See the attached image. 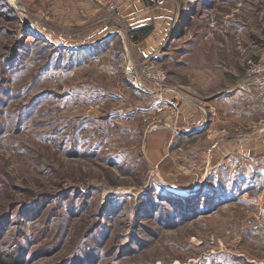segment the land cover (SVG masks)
Masks as SVG:
<instances>
[{"label": "rangeland", "instance_id": "1", "mask_svg": "<svg viewBox=\"0 0 264 264\" xmlns=\"http://www.w3.org/2000/svg\"><path fill=\"white\" fill-rule=\"evenodd\" d=\"M20 1L0 0V264H264V131L241 137L264 130V0H173L140 40L138 0Z\"/></svg>", "mask_w": 264, "mask_h": 264}, {"label": "crops", "instance_id": "2", "mask_svg": "<svg viewBox=\"0 0 264 264\" xmlns=\"http://www.w3.org/2000/svg\"><path fill=\"white\" fill-rule=\"evenodd\" d=\"M124 10L131 17L138 16V23L133 26L131 32L137 28L144 26H150V30L146 32L143 36V39H148L154 36L159 29L166 28L168 26V20H170L173 9L174 1L173 0H138V2L133 3L126 7H123ZM136 14V15H135ZM157 22V25H152V21ZM161 25V26H160ZM153 26V27H152ZM165 130H159L149 136L147 141L148 152L152 151L153 156L161 155V146L164 137L168 136ZM153 146V148H150ZM147 148V147H146ZM150 148V149H149ZM161 152V153H160ZM148 155V154H147Z\"/></svg>", "mask_w": 264, "mask_h": 264}, {"label": "water", "instance_id": "3", "mask_svg": "<svg viewBox=\"0 0 264 264\" xmlns=\"http://www.w3.org/2000/svg\"><path fill=\"white\" fill-rule=\"evenodd\" d=\"M16 3H17V5L19 6V8H20L21 10H23V6H22L21 1H20V0H16ZM68 46L71 47V48H78V47H81V46H84V45H80V44H79V45H68ZM130 61H131V60H130ZM129 72H130V73L136 78V82H135L136 86H137L139 89L143 90V91H146V92H148V93H152V94H158V93H161V92L169 91V89H162V90H161V89H157V90H151V89L145 87V86L139 81V78H138L136 72H135L132 68H129ZM161 122L164 123L165 125L169 126V127H172V126H171L167 121H165V120H161ZM153 128L155 129L156 127L154 126ZM262 131H264V130L257 131V132H253V133H251V134L242 135L241 137H242V138L254 137V136H257V135H258L259 133H261ZM147 134H148V132H147ZM147 134L145 135V137H144V141H143V154H144L145 158L148 160V162L151 164V166L157 171V168H156L155 164L149 159V157H148V155H147V151H146V147H147ZM221 142H222V141H218L216 144H214V145L211 147V149H209V150L207 151L206 154H207L208 160L211 159V157H212V155H213L215 149L220 145ZM157 172H158V171H157ZM158 173H159V172H158Z\"/></svg>", "mask_w": 264, "mask_h": 264}, {"label": "built area", "instance_id": "4", "mask_svg": "<svg viewBox=\"0 0 264 264\" xmlns=\"http://www.w3.org/2000/svg\"><path fill=\"white\" fill-rule=\"evenodd\" d=\"M129 1H132V0H109L108 4L112 10H117L119 9L120 5H122L125 2H129ZM152 79L153 81H157L159 83L164 80V75L161 72H158L157 74H154L152 76ZM257 85L264 99V74L259 73V77L257 78Z\"/></svg>", "mask_w": 264, "mask_h": 264}, {"label": "trees", "instance_id": "5", "mask_svg": "<svg viewBox=\"0 0 264 264\" xmlns=\"http://www.w3.org/2000/svg\"><path fill=\"white\" fill-rule=\"evenodd\" d=\"M150 28H151L150 26H144V27L137 28V29L133 30L134 39L140 40V36L144 35L146 32H148L150 30Z\"/></svg>", "mask_w": 264, "mask_h": 264}]
</instances>
